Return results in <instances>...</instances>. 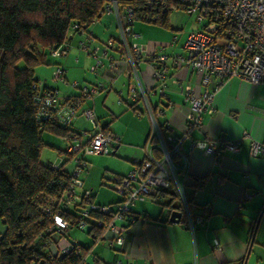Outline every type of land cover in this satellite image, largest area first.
<instances>
[{
    "label": "built area",
    "instance_id": "built-area-1",
    "mask_svg": "<svg viewBox=\"0 0 264 264\" xmlns=\"http://www.w3.org/2000/svg\"><path fill=\"white\" fill-rule=\"evenodd\" d=\"M121 2L109 0L100 12V16L104 13L115 16L116 37H109L104 43L96 42L90 46L89 43L94 38L87 30L78 28L76 32L85 35V40L78 41V46L91 56L89 72L99 76L98 81L81 86L77 82L67 83L64 68L55 64L52 66L51 81L77 88V95L61 96L57 89L44 84L42 80H37L32 85V100L37 108L36 119L51 120L61 129H67L61 137L64 142L62 157L57 162L47 163L60 174L47 184V188L53 193L42 195L38 200L39 213L49 221L47 232H52V236H63L69 228L74 227L92 235L95 243L106 240L108 245L115 246H122L124 243L126 229L122 223L133 222L132 208L136 202L144 197H157L170 186L177 192L181 203L178 222L193 232L195 223L202 224L206 220L207 208H203L202 214L193 213L195 204L193 201L189 202L190 197L185 191V176L180 179L177 170L185 171L188 159L180 153L178 146L189 131L201 127L204 114L213 112L211 85L215 90L232 77H239L252 84L264 83V0H132L120 4ZM173 10L184 11L193 16L199 25L186 35L182 44L183 53L168 55L162 51L164 47L172 45L176 36H172L169 43L161 44L158 50L152 52L134 41L139 37L131 28L135 21L154 22L163 13L169 14ZM68 41L51 49L50 55L56 58L66 56L70 48ZM109 50H114L118 55L112 56ZM144 59L152 60L154 86L151 93L160 97L165 95L167 62H173L176 67H185L200 75L199 85L203 90L199 94H195L194 88L188 84L178 85L188 103L186 132L180 137L173 135L170 125L161 120L164 108H153L148 99V92L143 88L139 76V63ZM118 75L133 79L128 87L130 98L142 103L151 129L146 144L142 147V159L118 180H113V188L121 198L112 207L94 203L91 200V190L83 189L81 181L82 174L88 168L87 156L109 154L120 143L121 138L114 132L102 131L93 107L82 108V105L104 90L106 82H111ZM77 118L91 123V130H72ZM241 141L242 138H221L218 144L213 141H196L191 146L199 145V149L218 156L223 149L238 150ZM248 144L249 156L257 157L264 153V144L258 140L251 139ZM153 149L159 154L156 155ZM175 155L181 158V168L172 159ZM199 183L197 181V185ZM212 242L218 248V241L214 239ZM46 244L47 242L44 246ZM72 246H76V242L69 241L61 247L59 257L68 253ZM91 259V264H120L118 260L108 262L94 259V256Z\"/></svg>",
    "mask_w": 264,
    "mask_h": 264
},
{
    "label": "crops",
    "instance_id": "crops-1",
    "mask_svg": "<svg viewBox=\"0 0 264 264\" xmlns=\"http://www.w3.org/2000/svg\"><path fill=\"white\" fill-rule=\"evenodd\" d=\"M157 27L169 30V21L168 27ZM85 30L94 38L90 46L96 42L104 43L109 37L117 36L116 18L111 13H104ZM138 35L136 42L143 44L148 52L167 44L168 38L160 34L146 41ZM80 40H85V35L72 34L67 42L70 48L66 56L55 61L47 58L49 64L38 67V73H34L35 78L57 89L61 96L77 95L79 91L68 84L51 82L52 64L64 68L67 83L77 82L81 86L100 79L89 73L92 58L78 46ZM176 40L175 37V42L162 51L168 55L183 53V42L176 43ZM109 53L114 57L118 55L114 50ZM151 62V59H144L139 63L140 81L148 92L152 107L164 108L161 120L170 125L173 135L180 137L186 132L188 103L178 85L188 84L194 88L195 94H199L203 90L199 85L200 75L167 62L165 95L160 97L151 93L154 86ZM115 77L106 82L104 90L85 101L82 108L93 107L98 126L120 135V143L109 153L117 158L87 156V160L97 167L82 174V186L94 183L88 180L94 171L101 179L114 180L124 175L142 159V147L150 134V121L143 112L142 103L133 101L129 95L128 87L133 79L123 75ZM210 90L213 91V112L204 114L201 127L189 131L178 146L180 153L188 159L187 168L179 173L180 179L185 176V191L195 204L193 213L202 214L203 208H207L206 220L202 224L195 223L193 232H190L181 222L168 219L172 210L163 206L165 195L152 196L159 202L153 208L147 197L140 198L132 208L133 222L125 225L124 245L111 247L106 240L96 243L91 246L96 258L108 262L118 260L120 264H264V153L249 156L248 144L251 139L264 144V83L252 84L232 77L215 90L211 85ZM72 127L77 131L91 129L82 118H77ZM221 138H242V141L238 150L223 149L218 156L191 146L196 141L218 144ZM176 159V166L181 168V158L176 155ZM92 193L95 203L112 207L121 198L118 196L100 203L95 201V193ZM214 239L218 241V248L213 246Z\"/></svg>",
    "mask_w": 264,
    "mask_h": 264
},
{
    "label": "trees",
    "instance_id": "trees-1",
    "mask_svg": "<svg viewBox=\"0 0 264 264\" xmlns=\"http://www.w3.org/2000/svg\"><path fill=\"white\" fill-rule=\"evenodd\" d=\"M108 1L0 0V220L3 225L0 264H87L84 258L91 253L90 246L96 244L91 235V245L76 242V246L59 257L61 247L71 240L67 233L64 239L62 234L52 236V232H47L49 221L39 213L38 200L53 193L47 184L60 175L48 162L39 159L40 151L47 145L42 133L61 138L67 129H61L51 120L36 119L32 85L38 80L35 68L49 64L50 50L68 41L78 28L85 30L98 20ZM121 1L120 4L132 2ZM168 15L163 13L156 21L147 23L168 27ZM21 61L23 67H16ZM101 129L106 132L105 128ZM172 159L176 162V155ZM160 195H165L163 206L169 211L181 210L172 186ZM92 197L91 190L93 201ZM94 259L98 258L94 256Z\"/></svg>",
    "mask_w": 264,
    "mask_h": 264
},
{
    "label": "rangeland",
    "instance_id": "rangeland-1",
    "mask_svg": "<svg viewBox=\"0 0 264 264\" xmlns=\"http://www.w3.org/2000/svg\"><path fill=\"white\" fill-rule=\"evenodd\" d=\"M168 21H169V30H160V28L157 27V24H152V23H147V22H141L139 20L135 21L133 27H131L134 31L135 34H140L142 37L141 39L146 41L149 40L151 37H155V35H159L162 37L168 38L166 40V43H169L171 41L172 36H176L177 42L176 43H181L185 40L186 35L191 31L199 27L198 23L195 21L194 17L191 15L186 14L184 11L180 10H173L169 13L168 15ZM106 22V20H104ZM136 41V39H135ZM175 42V41H174ZM102 43V42H100ZM48 54V53H47ZM49 60H54L57 58H51L50 55L48 54ZM54 64H52L53 66ZM16 67L22 68L23 63L18 62L16 64ZM38 67H45V65H39L35 68V74L38 73ZM46 73L45 71H43ZM90 73V72H89ZM93 75L92 73H90ZM51 81V80H50ZM52 82V81H51ZM88 122L87 120H85ZM89 126L91 123H89ZM87 126V125H83ZM92 128V126H90ZM76 128V127H75ZM78 130V129H75ZM91 130V129H90ZM88 131V130H87ZM42 140L47 144L42 148L40 151L39 159L42 163H47V162H57L60 158L62 157V150L64 149V142L61 140L60 137H57L55 135H52L48 132H43L42 133ZM58 148H61V151H58ZM96 158H117L116 156H113L111 154H99V155H93ZM99 166V165H98ZM97 167L95 163H88V168L87 169H92ZM88 170V171H89ZM128 172V171H127ZM126 173V172H125ZM89 181L94 182L91 185L86 183L83 189H91L95 193V201L96 202H106L110 199H116V197L120 196L113 188L114 182L111 179H101L100 175L98 172H92L91 176L88 178ZM187 193V192H186ZM149 204L153 207L158 206V201L155 200L153 197H147ZM3 231V225L0 220V233ZM68 238L73 241V242H78V243H85L90 245L92 243V238L91 235H88L86 231L84 230H79L77 228H69L67 235ZM91 247V246H90ZM92 247H91V254L85 258L86 262L92 263ZM94 255V254H93Z\"/></svg>",
    "mask_w": 264,
    "mask_h": 264
},
{
    "label": "water",
    "instance_id": "water-1",
    "mask_svg": "<svg viewBox=\"0 0 264 264\" xmlns=\"http://www.w3.org/2000/svg\"><path fill=\"white\" fill-rule=\"evenodd\" d=\"M180 217V212L178 210H172L170 212V217L168 218L171 222L177 223L178 218Z\"/></svg>",
    "mask_w": 264,
    "mask_h": 264
},
{
    "label": "clouds",
    "instance_id": "clouds-1",
    "mask_svg": "<svg viewBox=\"0 0 264 264\" xmlns=\"http://www.w3.org/2000/svg\"><path fill=\"white\" fill-rule=\"evenodd\" d=\"M198 147H199V145H198Z\"/></svg>",
    "mask_w": 264,
    "mask_h": 264
}]
</instances>
